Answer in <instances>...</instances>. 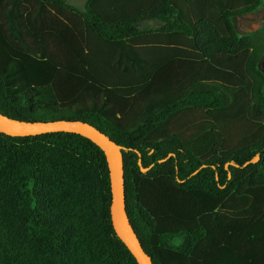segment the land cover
I'll use <instances>...</instances> for the list:
<instances>
[{"label":"trees","instance_id":"trees-1","mask_svg":"<svg viewBox=\"0 0 264 264\" xmlns=\"http://www.w3.org/2000/svg\"><path fill=\"white\" fill-rule=\"evenodd\" d=\"M69 1L0 0V114L121 147L152 264H264V25H235L264 0ZM110 203L88 139L0 133V264H137Z\"/></svg>","mask_w":264,"mask_h":264},{"label":"water","instance_id":"water-1","mask_svg":"<svg viewBox=\"0 0 264 264\" xmlns=\"http://www.w3.org/2000/svg\"><path fill=\"white\" fill-rule=\"evenodd\" d=\"M253 15L254 13L245 16L250 17ZM257 67L264 75V53ZM59 132L80 135L91 141L104 153L109 173L110 219L114 232L134 257L137 264H152L150 257L143 251L126 214L121 147L93 126L80 121L24 122L0 114V133L6 136L29 137Z\"/></svg>","mask_w":264,"mask_h":264},{"label":"rangeland","instance_id":"rangeland-1","mask_svg":"<svg viewBox=\"0 0 264 264\" xmlns=\"http://www.w3.org/2000/svg\"><path fill=\"white\" fill-rule=\"evenodd\" d=\"M84 2L85 0H71L69 1V4L76 6L78 8H81ZM66 18L70 22H72L73 20L71 15H67ZM70 24L72 23H69V25ZM62 25L63 26H61V30H59L61 33L66 34L67 31H70L68 33L69 37L71 36V34L73 35L75 33L74 31L70 30V27L68 25H66V21H63ZM235 25H236V29L238 33L242 35L259 30L264 25V8L255 12L253 16H250V17L243 16V17L236 18ZM66 29H69V30H66ZM62 41L63 39L61 41L59 40L60 43H62ZM64 52H66V49L58 50V54L61 56L65 55Z\"/></svg>","mask_w":264,"mask_h":264}]
</instances>
